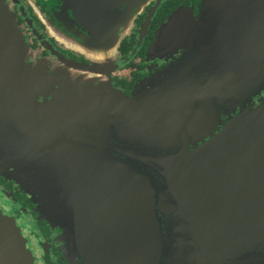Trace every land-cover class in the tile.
<instances>
[{
    "label": "flooded vegetation",
    "instance_id": "flooded-vegetation-1",
    "mask_svg": "<svg viewBox=\"0 0 264 264\" xmlns=\"http://www.w3.org/2000/svg\"><path fill=\"white\" fill-rule=\"evenodd\" d=\"M7 2L29 48L27 65L38 61L46 74L59 72L77 83L96 87L104 81L111 82L128 98L136 92L149 94L166 88L169 82L163 80L168 78L164 74L168 71L175 81L174 106L177 110L192 109L187 114L191 123H176L175 127L182 126L191 139L193 133L190 131L200 126L203 130L204 122L208 125L207 117L197 121L199 112L208 113L209 101L202 92L195 91L202 84L193 83L199 78L202 80L203 75L198 76L199 66L192 65L201 46L202 36L198 34L197 25L202 0ZM177 14L179 18L175 20L171 39L164 38L159 43L163 27ZM86 42L92 46L87 45L88 48L103 52V57L90 59L77 52ZM60 88L61 84L53 92L38 95L36 104L43 105L53 115L48 113L36 127L27 129L52 132L48 135L52 139L15 141L29 148L26 164L0 167V210L15 219L35 264H264V251L234 253V256L207 251L206 245L201 246L200 242L217 232H210L209 228L215 223L208 220L204 208L180 204L178 197L166 195L165 188L152 189L153 198H149L155 202L152 205L144 203L143 195L131 197L127 205L123 204V198L114 199L113 194L122 191L110 187L111 180L123 178L134 167H129L132 158L114 152L115 141L111 135L106 140L99 138L107 128L103 115L107 113L108 103L95 94L84 95L87 100L80 103L75 101L79 93L65 95L57 92ZM237 97L214 103L215 117L210 124L212 136L219 134L246 107L257 106L260 99L264 100V86L257 95H247L243 102ZM75 109L83 110V114L77 116ZM218 115L221 118H216ZM79 131L86 134H78ZM211 135L195 143L189 140L190 148L193 150L211 141ZM179 136L183 135L177 133L176 137ZM136 168L141 174L149 171L155 178L159 177L154 168L141 163ZM23 178L27 186L20 181ZM40 179L54 180L53 187L44 184L41 189L37 185ZM102 179L107 187L90 190L96 194L94 198L83 196L94 180ZM86 183L87 186H78ZM47 194H58L57 219L46 218L49 202L43 195ZM240 222L236 221L239 225ZM226 223L230 221L224 217L218 220L221 240L228 238L221 228ZM248 224L264 223L252 220ZM156 225L161 228L169 251L143 253L140 260L137 252H109L105 255L111 260L92 262V255L97 253H90L83 244L101 241L104 235L108 242L135 240L141 236L143 242L144 228ZM237 232L239 239L240 231ZM232 257L233 260L222 262ZM122 258L124 261H116ZM165 258L169 260L166 262Z\"/></svg>",
    "mask_w": 264,
    "mask_h": 264
},
{
    "label": "water",
    "instance_id": "water-1",
    "mask_svg": "<svg viewBox=\"0 0 264 264\" xmlns=\"http://www.w3.org/2000/svg\"><path fill=\"white\" fill-rule=\"evenodd\" d=\"M200 12L197 28L202 36L201 46L192 65L199 66L198 76L203 77L193 85L202 84L195 91L202 92L209 101L208 113L201 111L197 117V121L207 117L208 125L204 122L203 130L200 126L198 130L190 131L193 133L190 139L182 126L175 125H189L191 121L187 114L192 109L177 110L174 106L175 81L168 71L164 73L168 78L163 80L169 82L166 88L149 94L136 92L131 98L111 82L104 81L96 87L77 83L59 72L46 74L41 62L27 65L29 48L26 40L7 0H0V167L26 164L29 148L15 141L48 138L52 133L27 130L36 127L48 113L52 114L43 105L36 104L39 94L53 92L60 84L57 92L79 93L75 101L80 103L87 100L84 95L95 94L108 103L107 113L103 115L107 128L102 130L99 138L106 140L111 135L115 141L114 152L128 155L132 158L129 167H134L123 178L111 180L110 187L122 191L114 193V199L123 198V204L127 205L131 197L143 195L144 203L152 205L155 203L149 201L153 198L152 189L156 186L165 188L166 195L178 197L182 205H199L205 209L208 220H213L215 224L213 228L209 227L210 232H217L200 242L201 246L206 245L207 251L232 256L234 253L264 251V224H248L252 220L264 223V100L242 110L219 134L212 136L210 127L215 117L214 103L236 96L243 102L247 95H257L264 86V0H202ZM178 18L177 14L163 27L159 43L164 38L171 39ZM87 45L92 47L86 42L79 49L94 59L103 57V52ZM74 111L77 116L83 114V110ZM177 133L183 136L176 137ZM78 134L86 133L79 131ZM206 135H211L212 140L193 150L190 148L189 140L195 143ZM101 155L104 159L103 152ZM138 163L154 168L159 177L155 178L149 171L141 174L136 168ZM154 179H157L155 183ZM20 181L27 186L26 179ZM53 183L52 179L37 180L41 189L44 184L53 187ZM78 186L84 187L87 183ZM99 187H107L105 179L94 180L92 186L87 187L89 192L83 196L94 198L96 194L90 190ZM43 196L49 202L46 218L57 219L58 194ZM159 203L163 205L161 201ZM223 217L230 223L221 225L228 236L221 240L218 220ZM236 221H241L240 225ZM144 229L143 242L142 236L135 240L108 242L104 235L101 241L83 244L90 253H101L92 255L91 261L96 263L107 261L105 253L109 252H137L140 260L143 253L169 251L158 225ZM237 230L240 231L239 239ZM26 242L15 219L0 210V264H35ZM164 260L167 262L169 258ZM229 260L233 257L222 262Z\"/></svg>",
    "mask_w": 264,
    "mask_h": 264
},
{
    "label": "rangeland",
    "instance_id": "rangeland-1",
    "mask_svg": "<svg viewBox=\"0 0 264 264\" xmlns=\"http://www.w3.org/2000/svg\"><path fill=\"white\" fill-rule=\"evenodd\" d=\"M8 3V2H7ZM9 5V4H8ZM76 50V49H75ZM77 52H79L80 54H83L85 55L87 58H90V59H94V56H91V55H88V54H85L81 49L78 48V50H76ZM103 55V54H102Z\"/></svg>",
    "mask_w": 264,
    "mask_h": 264
}]
</instances>
